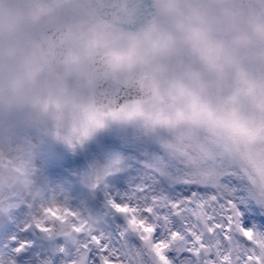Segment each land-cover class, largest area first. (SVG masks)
I'll return each mask as SVG.
<instances>
[{"label":"rangeland","instance_id":"1","mask_svg":"<svg viewBox=\"0 0 264 264\" xmlns=\"http://www.w3.org/2000/svg\"><path fill=\"white\" fill-rule=\"evenodd\" d=\"M78 4L61 3L71 53L66 76L57 81L47 74L29 38L35 27L54 16V0H0V264H34L22 260L26 253L40 264H57L64 253L68 257L61 264H264V226L257 221L264 218V192L243 162V143L264 125V71L250 78L249 66L242 61L236 88L221 78L219 97L193 100L188 86L177 80L176 69L185 67L169 56L174 31L160 29L156 39L144 44L105 35L115 77L127 81L134 63L146 61L157 94L149 104L128 106L113 118L99 117L90 105L93 75L88 54L103 28L91 13L72 10ZM210 5L209 0H194L192 7L206 13ZM238 26L242 32L243 26ZM174 30L181 32L179 27ZM184 32L193 39L200 35L193 22ZM254 36L264 42V31ZM48 103L66 106L71 114L53 123L43 113ZM135 168L140 178L150 171L161 187L174 189L182 198L192 196L197 219L190 221L187 236L168 226V210L164 221L158 212L145 215L157 193L136 194L147 184L146 179L129 184ZM110 173L125 174L121 194L134 196L132 202L113 203L112 196L101 195ZM57 189L96 195L101 218L115 223L110 235L87 215L75 224L68 220L72 236L36 239L32 227L48 228L52 217H44L47 210L57 215L65 207L71 217L75 213L60 206ZM29 203L39 213L35 225L16 214ZM118 213L121 223L116 222ZM132 223L145 230L157 226L162 235L124 246L121 238ZM115 236L120 242H113Z\"/></svg>","mask_w":264,"mask_h":264},{"label":"bare ground","instance_id":"2","mask_svg":"<svg viewBox=\"0 0 264 264\" xmlns=\"http://www.w3.org/2000/svg\"><path fill=\"white\" fill-rule=\"evenodd\" d=\"M210 16L215 17V21L222 22V30L217 34L212 26H208L207 30L203 32L200 39L204 44L206 43L211 49L215 51V68H209L207 66V60L202 59L204 64V70L207 72H212L218 75L221 78L228 80L233 86L235 85V79L240 71V60L244 61V64H248L250 77L257 75V65L259 57L262 52V44L257 42L255 38H252L248 32L243 31L242 34L236 30L233 21L235 20L232 14H220L218 11L211 14ZM242 39V40H239ZM230 49V51H229ZM203 70V69H202ZM203 70V71H204ZM211 96L219 97L217 95V89H211L207 92ZM138 168H135L131 171V181L132 183H142L146 179L147 190H151L157 193L158 199L151 202V207L148 213V216L153 215L155 212H158L160 218L165 219V211L167 210L166 204L168 200L171 201V204H174L176 215L173 217L167 218L165 221L168 226H172L175 231H182L186 236L189 234L190 221L193 219V214L190 212V206H192V197L187 201L181 200L179 194L167 186L161 187L159 180L152 174L150 171H146L148 175H143L140 178L138 174ZM125 184V174H116L110 173L106 176L104 183L100 187L102 196H112L114 203H122V201L127 200L126 196L121 194V186ZM59 191L60 197V206L65 205L68 208L76 213V219H80L82 216L93 215L95 219L100 221L104 225V229L111 233V227L115 226L113 221L106 223L105 219L103 220L100 215L98 201L95 196L87 194H77L71 193L69 191L65 192L64 190L57 189ZM159 192V193H158ZM139 193V192H138ZM145 194V193H143ZM142 194V195H143ZM132 198V197H131ZM162 207V208H161ZM65 207H63L64 209ZM58 207L56 208V210ZM59 209V213L63 211ZM24 212L20 213L19 216H24ZM32 219H37L39 215L36 212L32 211ZM116 222L121 223L122 219L120 214H116ZM169 219H171L169 224ZM194 220V219H193ZM164 221V220H163ZM182 221H186L185 226H183ZM112 224V226H111ZM186 227V229H184ZM139 233L143 239H151L150 236L154 233L156 238H160V230L154 229L151 233H145L143 228H135L134 224H127V231L125 235L121 238L123 245L135 244L134 241L139 243ZM114 243L120 242L117 236L113 239ZM68 257L67 254H62L61 257Z\"/></svg>","mask_w":264,"mask_h":264},{"label":"water","instance_id":"3","mask_svg":"<svg viewBox=\"0 0 264 264\" xmlns=\"http://www.w3.org/2000/svg\"><path fill=\"white\" fill-rule=\"evenodd\" d=\"M256 18L259 19L260 17L256 16ZM43 38L46 39V36H43ZM41 53H42V55L44 56L46 62L49 63L51 69L53 70V71H52L53 74H54L56 77H58V78L62 77V76H63V69H62V67H61V63H60V62H54V58L51 57V56L48 54V52H46L45 50H44V51H41ZM124 90H125V89H124ZM141 100H142V99H141ZM124 102H125V101H121V102L119 101V102H117L116 106H118V104L121 105V104L124 103ZM97 105H98V104H97ZM118 107H119V106H118ZM48 109H49V110H48V114L56 115V111H55L54 108H52V106H49ZM60 113H62L61 110H60Z\"/></svg>","mask_w":264,"mask_h":264}]
</instances>
